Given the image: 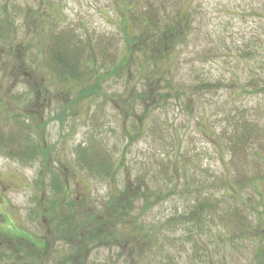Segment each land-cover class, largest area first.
<instances>
[{
  "label": "rangeland",
  "instance_id": "obj_1",
  "mask_svg": "<svg viewBox=\"0 0 264 264\" xmlns=\"http://www.w3.org/2000/svg\"><path fill=\"white\" fill-rule=\"evenodd\" d=\"M143 2L0 0V264H264V0Z\"/></svg>",
  "mask_w": 264,
  "mask_h": 264
},
{
  "label": "trees",
  "instance_id": "obj_2",
  "mask_svg": "<svg viewBox=\"0 0 264 264\" xmlns=\"http://www.w3.org/2000/svg\"><path fill=\"white\" fill-rule=\"evenodd\" d=\"M130 4H131V9L136 11L137 15H140L139 11L141 9H148V7L144 4L143 0H129ZM149 2V1H148ZM142 18V22L144 21V25L148 23V19L146 18V16L140 15ZM188 18V13L186 12V10L181 9L177 11V17H174L173 20L169 21V24H167V26H165V30L163 31V33L165 34V36L168 34L167 32L170 30H173V28L175 27V29H177L179 33H183V27H184V20ZM163 21V20H162ZM174 26V27H173ZM127 32L129 33V30H127ZM161 33L160 35V45L159 47H152V51L153 52H157L156 54V58H161L163 60H165L167 58V56L171 57V52H169L170 50H165L163 49L164 46V42L167 41V38L164 36V34ZM129 35L132 37V35L134 36V34H130ZM134 41V39L131 40V43ZM166 52V53H165ZM166 54V56H164ZM43 150H45V148H43ZM111 199V198H110ZM113 199H111L110 201H113ZM111 206H113L112 208H115V204H110ZM114 210V209H113Z\"/></svg>",
  "mask_w": 264,
  "mask_h": 264
},
{
  "label": "flooded vegetation",
  "instance_id": "obj_3",
  "mask_svg": "<svg viewBox=\"0 0 264 264\" xmlns=\"http://www.w3.org/2000/svg\"><path fill=\"white\" fill-rule=\"evenodd\" d=\"M124 233H125V235H128V230H125L124 229V231H123ZM95 234V233H94ZM128 240V239H127ZM29 244L31 245L32 244V251H31V254L32 253H35L36 252V249H35V245L36 246H43L44 244H41V243H37L31 236H29ZM40 254H41V252H39ZM78 258H80V256L79 257H77V259Z\"/></svg>",
  "mask_w": 264,
  "mask_h": 264
}]
</instances>
